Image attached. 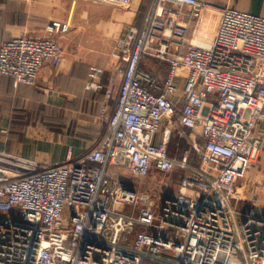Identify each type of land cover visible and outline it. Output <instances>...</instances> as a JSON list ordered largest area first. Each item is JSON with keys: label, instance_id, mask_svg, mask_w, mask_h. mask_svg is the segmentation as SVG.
Wrapping results in <instances>:
<instances>
[{"label": "built area", "instance_id": "built-area-1", "mask_svg": "<svg viewBox=\"0 0 264 264\" xmlns=\"http://www.w3.org/2000/svg\"><path fill=\"white\" fill-rule=\"evenodd\" d=\"M156 3L123 36L108 81L90 66L85 88L106 98L100 139L79 156L68 147L57 164L0 151V264H264V200L238 190L258 161L264 188L254 135L264 121V17L226 7L206 43L204 2ZM69 31L53 21L44 38L0 44V79L36 86L44 65L62 63ZM147 59L167 66L164 79L143 68ZM176 123L191 132L200 167L188 150L171 156ZM175 170L178 190L161 203L139 188Z\"/></svg>", "mask_w": 264, "mask_h": 264}, {"label": "crops", "instance_id": "crops-1", "mask_svg": "<svg viewBox=\"0 0 264 264\" xmlns=\"http://www.w3.org/2000/svg\"><path fill=\"white\" fill-rule=\"evenodd\" d=\"M152 1L133 0L130 7L120 8L99 0H0V44L22 35L44 38L52 20L70 24V31L62 36V63L58 67L44 65L35 87H15L13 79H0V151L57 164L65 160L68 147H73L74 156H79L100 139L106 132L100 119L106 98L102 93L86 90L90 66H103V80H109L117 66L111 57L115 40L132 26L142 27ZM201 1L210 8L204 27L212 10L221 13L226 7L264 17V0ZM153 73L164 79L167 66L158 65ZM117 77L119 81L121 76ZM33 107L41 110L42 123L49 124V116L56 119L62 112L74 116V130L69 134L57 130L39 132L34 128ZM4 129L8 136L2 135ZM254 135L263 141L264 164V121L259 122ZM45 140L55 147L49 153L39 146ZM57 143L68 147L58 152Z\"/></svg>", "mask_w": 264, "mask_h": 264}, {"label": "rangeland", "instance_id": "rangeland-1", "mask_svg": "<svg viewBox=\"0 0 264 264\" xmlns=\"http://www.w3.org/2000/svg\"><path fill=\"white\" fill-rule=\"evenodd\" d=\"M100 1V0H99ZM156 0L152 1V4L150 8L154 7L156 5ZM117 7L123 8L124 6H121L120 4H115ZM165 6L168 7H173L171 4H167ZM149 10V9H148ZM148 12V11H147ZM147 13L144 14V18L147 17ZM220 11L218 10H212V13H210L208 21H207V28L206 32L208 33V38L209 40H205L206 43H210L212 37L214 36L219 18H220ZM55 20H52V22ZM59 21V20H58ZM131 28H134L133 26ZM127 30H125L122 35L116 39L115 37V43L112 47L111 51V57L117 62L116 58L114 57L116 53L119 52L120 47L119 43L122 40L123 36L126 34ZM46 37V36H45ZM159 62L153 60V59H147L142 63V66L144 69L149 70L150 72L153 73V70L155 71L157 66L161 65L158 64ZM164 65V64H163ZM93 66V65H92ZM40 78V77H39ZM39 81V80H38ZM38 83V82H37ZM35 87V86H34ZM34 111L32 113V117L35 118L36 125L34 128L38 129L40 131H50V130H57L58 132L62 131L63 133H71L74 129H72V126L75 125V117L74 116H68L66 112H62V114H57L56 119L53 116H49L48 121H51L49 124L48 123H42V121L39 120V117L41 116L43 119V116L41 115V110L37 107L32 108ZM249 116V111L244 112V117L248 118ZM61 119V120H58ZM54 121L55 124L52 123ZM48 128V129H45ZM4 132L7 134H2L3 136L6 135L8 136V130L4 129ZM191 132H185L182 131V128L176 123L172 127V134L170 138V143H169V151L172 157L175 158H180L184 156V153L188 150L189 151V163L193 167H200L202 164V158L201 155L197 152V149L193 148L192 142H191ZM198 142H201V140H198ZM59 143L56 144V149L59 151H62L65 147L67 149V145H58ZM58 145V146H57ZM73 146H75V143H72ZM42 150H45L46 152L51 151L52 148H55L53 145H50V142L45 140L42 141L39 145ZM49 153V152H48ZM76 154V153H75ZM259 166V161L254 165L253 169L250 170V172L246 175L245 178H243L238 186L241 188L243 185L245 186L244 189H239L238 190L242 193V198L246 199L247 201L250 200L251 198V191L254 190V188L258 189L260 194H261V202L264 200V188L262 187V184L260 183V179L257 176V171ZM183 177V173L179 170H175L173 173H160V172H155L153 173L148 179L142 180L138 182L139 188L143 191H148L152 199L155 203L159 204L163 201V199L173 196L178 190V185L180 183L181 178ZM248 185V187H247ZM247 203V202H245ZM240 206H244V202L240 203ZM245 207V206H244Z\"/></svg>", "mask_w": 264, "mask_h": 264}]
</instances>
